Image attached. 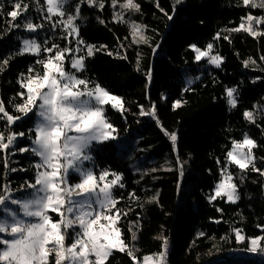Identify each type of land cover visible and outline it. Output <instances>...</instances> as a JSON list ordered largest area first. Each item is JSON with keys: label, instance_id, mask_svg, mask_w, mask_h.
<instances>
[{"label": "trees", "instance_id": "trees-1", "mask_svg": "<svg viewBox=\"0 0 264 264\" xmlns=\"http://www.w3.org/2000/svg\"><path fill=\"white\" fill-rule=\"evenodd\" d=\"M13 2H1L5 13L12 10ZM24 2L29 3V0ZM137 3L141 5L137 19L147 26L148 44H131L129 27L113 20L112 13L119 8L113 9L111 0H105L103 10L82 5L83 19L78 21L80 37L87 44L107 46L106 51L101 50L87 58L83 75L122 97L125 107L130 110L121 115L109 106L106 108L109 121L118 130L115 133L118 138L94 145L91 152L97 172L107 168L123 174L125 187L117 188L115 195L124 197L117 204L118 208L131 209L119 225L126 243H134L139 249L137 258L141 263L144 255L161 250L162 241L156 237L163 234L169 241L168 264H264V260L243 251L247 241L237 244L233 233L234 228H240L246 237L264 236V228L257 227L264 226V176L249 171L238 189L241 199L235 204L227 202L226 197L211 202L208 199L214 195L220 169L232 141L242 140L243 134L247 133L257 142L258 147L253 149L256 164L264 169V161L260 159L264 157V70H261L264 69V60H261L264 36L252 37L243 31H227L238 27L241 17L249 12L254 16H264V9L246 8L240 0H183L173 13L175 0H159L160 6L173 15L169 21L155 6L156 0H137ZM28 16L33 22L46 25L38 31V42L47 39L48 46L52 43L66 46L67 42L61 38L63 31L50 29L43 20V14L35 10V0L30 3ZM97 17L105 23L101 24ZM10 19L6 15L0 16V35L3 36L0 39V57L18 51L22 39L29 35L23 27L7 32ZM22 22V18L17 21ZM259 29L264 31V25ZM217 33H220L219 40L214 39ZM225 35L228 40L223 39ZM209 42L214 44V53L224 58L219 68L207 60L197 62L190 48L195 44L204 50ZM71 46L75 47V44ZM107 51L113 55L109 56ZM117 52L127 59L119 58ZM39 58L27 53L16 55L0 73V99L14 115L18 113L8 101L22 91L17 83L19 74L27 73L28 67ZM245 61H249L248 67L244 66ZM67 69H70L68 63ZM149 69L151 82L146 76ZM199 77L201 79L196 81ZM227 88L237 89L235 108L227 102ZM176 100L181 101V106L174 110ZM153 103L163 129L177 134L178 154L187 161L182 178L175 170L150 171L159 169L161 165L167 167L166 161L171 162L173 169L177 167V153L173 152L171 141L161 127L153 118L139 115L138 105L148 108ZM245 111L254 112L255 124L244 118ZM32 126L31 121H20L13 128L15 131H27ZM125 140L129 142L128 146L121 150L117 141ZM28 144L26 137L18 139V146ZM10 159L14 167L29 168L31 157L27 153H17ZM218 159L220 164H217ZM136 161L141 163L139 173L130 167ZM229 170L239 173L234 165H229ZM32 176V171L8 173L13 186ZM3 182L0 175V183ZM130 192H135L140 200L129 199ZM157 192L159 203H147V199ZM137 219L139 225L135 230L138 239L133 242L128 227L130 221ZM216 220L220 222L216 223ZM200 232L205 235L198 238ZM222 237H228V240ZM234 249L235 252L232 251ZM108 264L133 262L126 254L116 252Z\"/></svg>", "mask_w": 264, "mask_h": 264}, {"label": "snow or ice", "instance_id": "snow-or-ice-1", "mask_svg": "<svg viewBox=\"0 0 264 264\" xmlns=\"http://www.w3.org/2000/svg\"><path fill=\"white\" fill-rule=\"evenodd\" d=\"M182 2L183 0H175L173 13L176 5ZM30 3L32 0L29 3L14 0L12 10L7 13L3 11V3H0V16L11 18L7 32L23 27L36 33L46 26L45 23L33 22L28 16ZM240 4L246 8L264 9V0H240ZM82 5L103 10L105 0H43L42 4L40 0H35V10L43 14V20L50 29L53 32L57 29L63 31L61 38L67 42L66 46L61 47L57 43L48 46L47 39L43 42H38L35 38L24 39L18 51L0 57V73L6 70L10 60L16 55L27 53L40 57L35 60L34 65L28 67L27 73L19 74L17 83L22 91L8 101L18 114L10 113L5 102L0 99V122L3 123L0 127V153H3L0 164L3 173L0 175L4 179L0 183V264H108L116 252L126 254L133 264H141L137 258L139 249L134 243H126L119 226L122 217H127L131 211L117 207L124 199L123 195H115L117 188L125 187L123 174L107 168L97 172L94 167L89 166L94 162L91 155L94 145L118 138L115 135L118 130L107 117L106 106L110 105L121 115L130 110L125 107L122 97L112 94L99 82L83 75L87 58L101 50L106 51L107 46L87 44L80 37L78 21L83 19ZM155 6L169 21L173 19V15H169L160 6L159 0H156ZM111 7L119 8V11L112 13L113 20L129 27L131 44L149 43V37L145 35L147 26L126 19L128 13L141 12V5L137 0H111ZM21 18L23 22L17 23ZM97 19L101 24L105 23L103 19ZM260 25H264V16H254L249 12L241 17L238 27L227 31H243L252 37L264 36V31L259 29ZM0 39H3L2 35ZM214 39L219 40L220 33ZM223 39L228 40L229 37L225 35ZM73 44L75 47L71 46ZM120 46L124 47L123 44ZM190 48L194 51L197 62L206 58L209 64L221 67L224 58L218 53L212 55V42L207 43L204 50L195 44L190 45ZM42 53L46 55L42 56ZM107 54L112 56L113 52L107 51ZM116 55L127 59L119 52ZM261 60H264V56H261ZM66 61L70 64V69L67 70ZM248 64L249 61L244 62L245 67ZM137 68L139 70V58ZM146 76L151 82V69ZM236 92V88L226 89L227 102L233 108L237 104L234 95ZM180 106V100L173 103L174 110ZM138 107L140 116H148L156 121L171 141L173 152L177 153L175 169L171 167L170 161H166L167 167L161 165L159 169L152 168L150 171L175 170L182 178L187 161L178 154L177 134L168 132L160 125L154 103L148 108L144 105ZM243 116L250 123H256L253 111H245ZM20 121H31L33 126L27 131H15L13 126ZM25 137L29 144L18 146V139ZM257 147V142L247 133L243 134L242 140L232 141L224 166L220 169V180L215 185L214 195L208 197L209 202L226 197L227 202L235 204L241 199L238 189L249 171L264 176V169L257 167V158L253 152ZM17 153L29 154V168L12 166L10 158ZM260 159L264 161V157ZM220 163L218 159L217 164ZM229 165L238 168L239 173L230 171ZM17 171H32L33 176L13 186L8 173ZM73 175L77 177L75 181L72 180ZM158 197L157 192L147 199V203L158 204ZM128 198L140 200L135 192L128 193ZM50 213H55L59 218L54 219ZM138 225V219L129 222L128 232L133 242L138 239L137 231H134L138 229ZM257 227L264 228L261 225ZM233 233L237 244L247 241V247L243 251L264 255V236L246 237L240 228H234ZM204 235L203 232L197 234L198 238ZM156 239L162 241L161 250L144 255L142 264H168V238L161 234ZM222 239L227 241L228 237Z\"/></svg>", "mask_w": 264, "mask_h": 264}, {"label": "rangeland", "instance_id": "rangeland-1", "mask_svg": "<svg viewBox=\"0 0 264 264\" xmlns=\"http://www.w3.org/2000/svg\"><path fill=\"white\" fill-rule=\"evenodd\" d=\"M4 0H0V3L1 2H3ZM139 14L140 13H136V14H133V13H128L127 14V16H126V19H130V20H135L136 22H138V23H140L139 21H138V17H139ZM261 26V25H260ZM259 26V27H260ZM27 31V30H26ZM39 31V30H38ZM38 31L36 32V33H32V32H29V31H27V33L29 34L28 36H25L23 39H22V41L24 40V39H32V38H35V39H37V34H38ZM22 41H21V46H22ZM38 41V40H37ZM77 55H79V54H77ZM212 55H216L215 53H214V51H212ZM202 60H207L206 58L205 59H202ZM210 65H212V64H210ZM214 66V65H213ZM65 67H66V70H67V61H66V64H65ZM201 79V77H199V78H197V80L196 81H198V80H200ZM189 82H192L193 83V81H191V80H189ZM108 106H106V108H107ZM109 107L111 108V106L109 105ZM115 112H119V111H117V110H115V109H113ZM118 142V145H119V147H120V149L121 150H123V149H125V148H127V146H128V141L127 140H125L124 142H119V141H117ZM92 155V154H91ZM89 166H92V167H94L95 168V163L93 162L91 165H89ZM140 166H141V163H140V161H136V162H133L131 165H130V167H131V169L134 171V172H136V173H139L140 172ZM96 170V169H95ZM115 172V171H114ZM184 172H185V168H184ZM117 173H120V172H117ZM112 177L110 176L109 177V179H111ZM77 179V177L75 176V175H73L72 176V180L73 181H75ZM227 199V198H226ZM11 207H14V206H11ZM51 215H53V218L54 219H58L59 217L55 214V213H50ZM134 231H136L135 229H134ZM262 246H264V243H262ZM247 254L249 255V256H253V257H256L257 259H259V260H264L262 257H260V255L261 254H259V252L258 253H256V254H253V253H248L247 252ZM142 264V263H141Z\"/></svg>", "mask_w": 264, "mask_h": 264}, {"label": "built area", "instance_id": "built-area-1", "mask_svg": "<svg viewBox=\"0 0 264 264\" xmlns=\"http://www.w3.org/2000/svg\"><path fill=\"white\" fill-rule=\"evenodd\" d=\"M260 257H262L264 259V255L261 254Z\"/></svg>", "mask_w": 264, "mask_h": 264}]
</instances>
